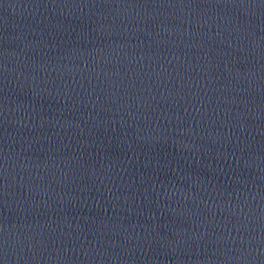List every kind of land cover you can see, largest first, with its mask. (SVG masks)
<instances>
[{
    "label": "water",
    "instance_id": "1",
    "mask_svg": "<svg viewBox=\"0 0 264 264\" xmlns=\"http://www.w3.org/2000/svg\"><path fill=\"white\" fill-rule=\"evenodd\" d=\"M0 264H264V84L0 49Z\"/></svg>",
    "mask_w": 264,
    "mask_h": 264
}]
</instances>
